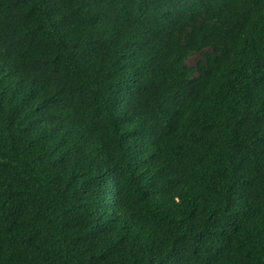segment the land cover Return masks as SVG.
Masks as SVG:
<instances>
[{
    "label": "trees",
    "instance_id": "16d2710c",
    "mask_svg": "<svg viewBox=\"0 0 264 264\" xmlns=\"http://www.w3.org/2000/svg\"><path fill=\"white\" fill-rule=\"evenodd\" d=\"M0 264H264V0H0Z\"/></svg>",
    "mask_w": 264,
    "mask_h": 264
},
{
    "label": "rangeland",
    "instance_id": "374dc122",
    "mask_svg": "<svg viewBox=\"0 0 264 264\" xmlns=\"http://www.w3.org/2000/svg\"><path fill=\"white\" fill-rule=\"evenodd\" d=\"M196 58L192 59L191 61H189L190 64H193L195 62Z\"/></svg>",
    "mask_w": 264,
    "mask_h": 264
}]
</instances>
